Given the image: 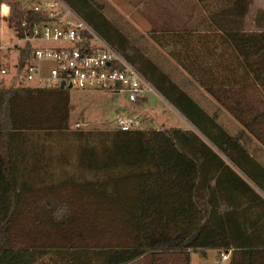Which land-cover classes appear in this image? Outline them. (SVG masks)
Listing matches in <instances>:
<instances>
[{"label": "trees", "instance_id": "obj_1", "mask_svg": "<svg viewBox=\"0 0 264 264\" xmlns=\"http://www.w3.org/2000/svg\"><path fill=\"white\" fill-rule=\"evenodd\" d=\"M39 1H11L13 21L22 5ZM61 1L203 139L185 133V141L178 129L154 130L144 121L125 132L95 127L70 133V160L65 152L52 155L55 139L68 132L70 90L0 85V264H190L192 253L205 258L210 251L220 264L246 243L236 216L254 194L248 182L264 192V170L247 151L250 140L264 149V30L243 28L250 0H195L206 13L201 28L148 37L234 119V136L153 61L144 36L120 29L95 0ZM57 164L72 172L52 182ZM36 198L56 228L70 226L75 200L108 244H19L14 220ZM238 257L234 264H264L256 251Z\"/></svg>", "mask_w": 264, "mask_h": 264}, {"label": "rangeland", "instance_id": "obj_2", "mask_svg": "<svg viewBox=\"0 0 264 264\" xmlns=\"http://www.w3.org/2000/svg\"><path fill=\"white\" fill-rule=\"evenodd\" d=\"M2 5L11 7V1L0 0ZM104 7L107 17L120 29L130 34L147 39L149 55L172 80L181 87L206 113L215 115L217 123L230 135H236L240 127L227 112L220 108L214 100L208 96L196 83L181 71L178 66L169 59L165 52L155 48L149 40L150 33L160 31L195 30L206 24V13L201 11L195 0H95ZM2 28L1 46L8 48L16 41L14 34L8 28L6 22H0ZM243 28L250 31L264 30V0H250L247 15L243 21ZM18 49V48H15ZM15 50L0 51V68L9 65L15 59ZM0 85L8 88L16 85L10 79H1ZM69 122L68 132L56 138L55 149L52 155L65 152L72 160L74 152L70 151L71 132L87 130L89 128L108 129L113 127V122L119 114H129L144 121L146 126L154 130L178 129L181 134H196L202 136L167 102H165L154 90L145 92L139 103L130 104L123 93H108L96 90L69 91ZM79 125V126H78ZM49 145V144H48ZM67 147L69 150L67 151ZM63 150V151H61ZM260 150L253 140L247 144V151ZM220 155V154H219ZM222 157V156H221ZM55 165L56 172L51 173L52 182L65 179L71 174V169ZM59 172V173H58ZM68 174V175H67ZM67 191H71L67 188ZM70 196V194H69ZM33 199V198H32ZM38 198L30 201L21 214L14 220V237L21 245L26 246H104L108 244V238L103 227L92 218V215L84 213L75 200H71L70 226L56 228L48 225L47 216L43 211V204ZM66 199V198H64ZM216 252H207L202 258L199 254L190 255V264H216ZM142 264V262L137 263Z\"/></svg>", "mask_w": 264, "mask_h": 264}, {"label": "built area", "instance_id": "obj_3", "mask_svg": "<svg viewBox=\"0 0 264 264\" xmlns=\"http://www.w3.org/2000/svg\"><path fill=\"white\" fill-rule=\"evenodd\" d=\"M21 7L24 14L14 22L11 7L0 6V22L7 23L16 39L8 48L2 47L0 27V51H16L15 59L0 68L1 79L16 82L11 87L61 90L63 84L62 90L123 93L130 104L139 103L145 92L153 90L61 0H40ZM140 126L138 117L129 114L118 113L113 122L114 129L124 132ZM228 259L229 253H225L220 264H227Z\"/></svg>", "mask_w": 264, "mask_h": 264}, {"label": "crops", "instance_id": "obj_4", "mask_svg": "<svg viewBox=\"0 0 264 264\" xmlns=\"http://www.w3.org/2000/svg\"><path fill=\"white\" fill-rule=\"evenodd\" d=\"M258 146L260 150L250 151L248 154L264 170V149L259 144ZM248 184L254 194L243 200L242 203L246 210L237 212L236 216V224L240 230L243 229L241 236L246 243L238 249L230 250V264H234L239 260L238 254L241 252L256 251L264 254V192L253 183L248 182ZM255 196H258L260 200ZM240 244H242L241 241ZM137 263L140 262L134 264Z\"/></svg>", "mask_w": 264, "mask_h": 264}, {"label": "water", "instance_id": "obj_5", "mask_svg": "<svg viewBox=\"0 0 264 264\" xmlns=\"http://www.w3.org/2000/svg\"><path fill=\"white\" fill-rule=\"evenodd\" d=\"M63 86H64V85L62 84L60 88L62 89ZM69 88H70V87H69ZM180 136H181L185 141H187V137H186L184 134H181Z\"/></svg>", "mask_w": 264, "mask_h": 264}]
</instances>
